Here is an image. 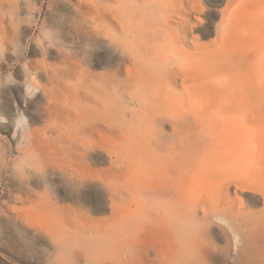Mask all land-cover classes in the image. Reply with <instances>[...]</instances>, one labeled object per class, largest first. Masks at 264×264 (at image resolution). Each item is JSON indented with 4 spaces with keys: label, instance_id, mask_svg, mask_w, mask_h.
<instances>
[{
    "label": "rangeland",
    "instance_id": "1",
    "mask_svg": "<svg viewBox=\"0 0 264 264\" xmlns=\"http://www.w3.org/2000/svg\"><path fill=\"white\" fill-rule=\"evenodd\" d=\"M116 61L118 154L46 98ZM0 264H264V0H0Z\"/></svg>",
    "mask_w": 264,
    "mask_h": 264
},
{
    "label": "bare ground",
    "instance_id": "2",
    "mask_svg": "<svg viewBox=\"0 0 264 264\" xmlns=\"http://www.w3.org/2000/svg\"><path fill=\"white\" fill-rule=\"evenodd\" d=\"M82 12L85 17L89 16L87 11ZM99 20L103 22L106 19L96 15V21ZM130 31L126 33L129 37L134 35ZM84 44L80 46L89 47L86 42ZM104 48L103 42L93 47L94 51L85 47L84 57L91 62L96 61L93 54ZM114 53H119L118 47L114 48ZM119 62L116 61L109 74H99L78 64H70L66 71L57 75V81L47 89L46 98L50 119L60 122L57 125L61 134H86L100 148L110 146L112 152H120L123 138L122 87L132 78H137L132 71H128L124 78ZM84 86L88 89H83ZM76 172L81 177L80 171Z\"/></svg>",
    "mask_w": 264,
    "mask_h": 264
}]
</instances>
